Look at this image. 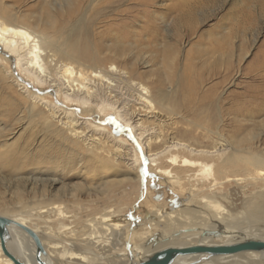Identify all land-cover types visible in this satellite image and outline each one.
Returning a JSON list of instances; mask_svg holds the SVG:
<instances>
[{
  "label": "bare ground",
  "instance_id": "1",
  "mask_svg": "<svg viewBox=\"0 0 264 264\" xmlns=\"http://www.w3.org/2000/svg\"><path fill=\"white\" fill-rule=\"evenodd\" d=\"M67 6L70 17L75 16L77 9ZM17 10L0 6V86L8 100L3 104L10 112V133L0 140V172L19 179L27 177L37 185L48 180L42 178L45 176L53 177L49 181L55 183L59 179L54 177L67 174L71 165L72 173L80 171L79 178L95 176L111 188L130 184V189L148 190L156 184L153 201L157 206L172 199L161 192L163 188L167 196L172 193L175 197L179 188H185L188 198L175 200L173 210L158 207L148 215L149 225L163 227L164 234L153 235V239L144 236V242L133 246L142 252L139 261L175 240H181L176 247L185 248L230 245L246 239L264 241V128L258 133L226 135L222 116H205L204 110L191 106L184 110L169 107L161 90L155 93L149 85L133 80L119 62L99 65L94 61L89 65L79 56L81 45L91 35L87 11L60 41L43 29L44 21L22 12L21 7ZM260 89L264 96V86ZM262 101L247 110L246 120L253 118L255 110L258 116L264 111V97ZM87 114L89 117L84 116ZM103 116H108L110 125H104ZM166 117L172 122L165 121ZM175 118H187L193 128L206 131L208 138H216L221 145L214 150L166 138L165 126L175 124ZM130 135L133 145L125 137ZM218 177L225 181L233 178L241 186L246 195L241 210L222 193L193 198V187H204L211 181L217 184ZM255 187L258 191L248 195ZM38 198L45 199L44 207L33 206L25 216L9 218L39 236L46 253L42 259L50 264H114L125 253L113 252L128 247L129 229H137L131 221L124 227L105 219L102 223L94 220L82 231L38 226L28 218L64 214L62 208L50 203L54 197L45 191ZM249 217L258 225L249 222ZM182 226L187 227L183 232L174 230ZM11 234L9 251L26 264H38L32 237L17 227L11 228ZM151 240L159 242L149 247ZM83 246L96 252L89 256ZM207 257L204 253L189 254L176 264H264V251ZM0 264H15L3 252L1 240Z\"/></svg>",
  "mask_w": 264,
  "mask_h": 264
},
{
  "label": "rangeland",
  "instance_id": "2",
  "mask_svg": "<svg viewBox=\"0 0 264 264\" xmlns=\"http://www.w3.org/2000/svg\"><path fill=\"white\" fill-rule=\"evenodd\" d=\"M67 3L77 9L75 16L70 17ZM0 6L15 12L21 7L22 12L44 21L43 29L60 41L87 11L91 35L81 45L79 56L89 65L94 61L99 65L119 62L131 72L133 80L149 85L155 93L161 90V94L168 97L169 107L184 110L191 106L204 110L205 116H222L223 130L229 132L226 135L258 133L264 128V111L258 116L255 110L253 118L246 120L247 110L255 109L264 97L260 89L264 86V0H0ZM3 102L8 100L0 86V140L7 139L3 136L10 133L7 128L10 112ZM84 116L89 117V114ZM103 118L104 125H110L108 116ZM169 119L164 120L172 122ZM173 122L175 124H166L163 132L168 139L213 149L221 145L216 138H208L206 131L193 128L187 118H175ZM125 137L134 144L131 135ZM68 166L70 171L54 177L59 179L55 183L49 181L53 177L45 176L42 178L48 180L37 185L27 177L19 179L0 172V215L25 216L24 212L32 209L30 207H44L45 199H37L45 191L54 197L50 203L62 208L64 214L28 218L38 226H51L65 232L82 231L94 220L100 223L104 219L111 223L115 220L124 227L129 221L134 222L137 229H129L130 247L113 250V253H125L120 254L114 264L134 263L139 261L142 252L133 246L144 242V236L153 239L163 233V227L149 225L148 215L158 207L173 210L176 201L188 198L185 188H179L176 197L172 193L167 196L163 188L161 192L168 200L172 199L157 206L153 201L158 191L156 184L148 190L130 189V184L111 188L95 176L79 178L80 171L72 173V166ZM230 179L225 181L218 177L217 184L211 181L204 187H193V198L200 200L214 192L222 193L241 210L246 195L235 179ZM107 191L111 192L105 194ZM257 191L256 187L251 188L248 195L253 196ZM113 214L116 218L110 216ZM247 219L258 225L251 217ZM182 227L174 230L183 232L187 228ZM158 242L151 240L147 246L155 247ZM173 242L171 246L181 245V240ZM91 249L84 253L94 255L96 250Z\"/></svg>",
  "mask_w": 264,
  "mask_h": 264
},
{
  "label": "water",
  "instance_id": "3",
  "mask_svg": "<svg viewBox=\"0 0 264 264\" xmlns=\"http://www.w3.org/2000/svg\"><path fill=\"white\" fill-rule=\"evenodd\" d=\"M17 227L25 231L32 237L37 246V263L50 264L42 259V255L46 257L43 244L39 236L27 226H24L16 220L0 215V240L3 252L14 261L15 264H26L19 257L12 254L8 246L13 242L11 228ZM241 251H264V241L257 239H246L235 244L222 245V246H194V247H176L167 246L149 254L140 261L130 264H176L177 260L185 255L194 253L207 254V260L214 256L223 254H232Z\"/></svg>",
  "mask_w": 264,
  "mask_h": 264
}]
</instances>
